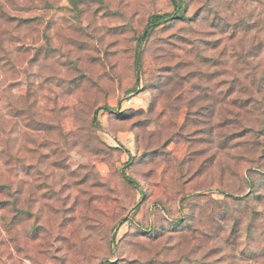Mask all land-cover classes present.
<instances>
[{"label":"rangeland","instance_id":"obj_1","mask_svg":"<svg viewBox=\"0 0 264 264\" xmlns=\"http://www.w3.org/2000/svg\"><path fill=\"white\" fill-rule=\"evenodd\" d=\"M184 3L0 0V264H264V0Z\"/></svg>","mask_w":264,"mask_h":264},{"label":"trees","instance_id":"obj_2","mask_svg":"<svg viewBox=\"0 0 264 264\" xmlns=\"http://www.w3.org/2000/svg\"><path fill=\"white\" fill-rule=\"evenodd\" d=\"M173 7H174V12L172 13H166V14H154L152 15L148 22L147 25L145 27V30L139 40V45L137 47L136 50V62H135V67H136V71L139 74L140 72V68H141V56H142V51H141V45L143 44V42L148 39V37L154 32L156 31L159 27L170 23L172 20L175 19H183L186 17V10H185V6L186 4L184 3V0H170ZM261 19H263L261 17ZM262 29L264 30V22L262 21ZM206 59V58H205ZM226 63V62H225ZM224 63V64H225ZM203 63H199V68L203 67ZM202 69V68H201ZM205 74H199V76H204ZM208 89V87H207ZM126 181L134 186L136 185V182L133 181L130 177L125 176ZM212 214L213 212L210 211L209 216L212 219ZM235 220V224L232 227V230L230 232V234H236V233H240L241 229H243V227L246 226L247 229L253 228V224H251L249 222V224H244L243 219H233ZM186 223V222H185ZM186 225V224H184ZM180 228L178 230H175L173 232V235L176 237H178V240L175 244V246L180 247L181 245H185V251L184 254H182V256L186 259H189L193 254H195L196 252H198L200 249L205 247L206 243H210L211 241L215 240V236H217L218 233L224 232L225 227L223 228V226H215V225H204L205 227H203L202 225L199 226H194L191 224H188V226H183V224L179 225ZM254 228H257V226L255 225ZM251 231V230H249ZM172 235V237L169 238V241H171L172 239H174V236ZM231 235H229L231 237ZM163 236L160 234L156 237H154V239H152L149 243H147L148 246H150V250L154 252V258H150L149 260L147 259V264H157L156 263V259L157 257H159V250L158 248L160 247L159 245H157L156 243H158V240H160ZM229 237V238H230ZM159 246V247H158ZM173 249V248H172ZM217 249V248H216Z\"/></svg>","mask_w":264,"mask_h":264},{"label":"crops","instance_id":"obj_3","mask_svg":"<svg viewBox=\"0 0 264 264\" xmlns=\"http://www.w3.org/2000/svg\"><path fill=\"white\" fill-rule=\"evenodd\" d=\"M129 105L133 109L142 108L147 109L150 107V97L146 93H139L132 100H130ZM118 141L125 147V162L133 160L136 157V138L133 131L121 132ZM116 144V143H115Z\"/></svg>","mask_w":264,"mask_h":264},{"label":"built area","instance_id":"obj_4","mask_svg":"<svg viewBox=\"0 0 264 264\" xmlns=\"http://www.w3.org/2000/svg\"><path fill=\"white\" fill-rule=\"evenodd\" d=\"M102 112V111H101ZM25 264H51L50 262H45V263H36V262H33V261H26Z\"/></svg>","mask_w":264,"mask_h":264}]
</instances>
